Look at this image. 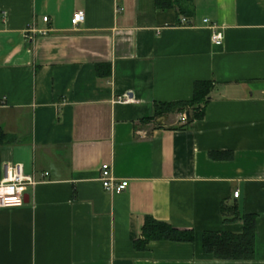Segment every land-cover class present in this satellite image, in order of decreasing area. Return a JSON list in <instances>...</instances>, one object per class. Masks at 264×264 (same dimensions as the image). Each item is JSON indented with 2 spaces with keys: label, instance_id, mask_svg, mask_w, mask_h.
<instances>
[{
  "label": "crops",
  "instance_id": "obj_1",
  "mask_svg": "<svg viewBox=\"0 0 264 264\" xmlns=\"http://www.w3.org/2000/svg\"><path fill=\"white\" fill-rule=\"evenodd\" d=\"M178 20L154 0H0V182L7 163L37 180L0 209V264H264V0H195ZM198 82L202 118L159 115ZM106 163L124 192L103 188ZM239 215L256 217L254 257L206 253ZM148 217L194 242L138 246Z\"/></svg>",
  "mask_w": 264,
  "mask_h": 264
},
{
  "label": "trees",
  "instance_id": "obj_2",
  "mask_svg": "<svg viewBox=\"0 0 264 264\" xmlns=\"http://www.w3.org/2000/svg\"><path fill=\"white\" fill-rule=\"evenodd\" d=\"M156 9H175L179 22L182 18H190L194 14L195 0H154ZM212 83L198 82L195 84L194 97L192 101L185 104L169 103L164 104L162 112L156 111L159 115L173 110H183V107L193 111V118L204 116L203 107L208 102L212 91ZM186 123L184 126H190ZM182 126V127H184ZM225 210V208H224ZM243 222L242 233L231 232H208L203 236V249L216 259L222 260H248L255 255L256 243V217L255 215H239L236 217ZM142 240L137 242L138 246H145L151 240H169L174 242H194L193 231L180 230L170 223L147 218L142 229Z\"/></svg>",
  "mask_w": 264,
  "mask_h": 264
},
{
  "label": "built area",
  "instance_id": "obj_3",
  "mask_svg": "<svg viewBox=\"0 0 264 264\" xmlns=\"http://www.w3.org/2000/svg\"><path fill=\"white\" fill-rule=\"evenodd\" d=\"M45 22L49 21L48 16H44ZM85 21V13L83 11H77L73 15L72 24L74 26L79 25ZM186 18H182V23H186ZM205 23L209 24V20L206 19ZM216 26L210 25V28L214 29L211 35L212 44L214 46H222L224 44V34L221 31L215 29ZM34 31L36 29L31 27ZM4 178L0 182V209L4 208H18L22 207L26 203V194L30 186L36 184V177L33 174H27L24 170V166L19 163H7L4 165ZM100 181L103 188L107 192L122 193L129 184L128 180H118L112 171L110 164H103L100 170ZM9 189L10 191H5ZM235 197L239 196V192L234 193Z\"/></svg>",
  "mask_w": 264,
  "mask_h": 264
},
{
  "label": "water",
  "instance_id": "obj_4",
  "mask_svg": "<svg viewBox=\"0 0 264 264\" xmlns=\"http://www.w3.org/2000/svg\"><path fill=\"white\" fill-rule=\"evenodd\" d=\"M186 117H187V121L188 122H192V118H191V115H190V112L188 111L187 113H186ZM26 202H28L29 201V195L28 194H26Z\"/></svg>",
  "mask_w": 264,
  "mask_h": 264
},
{
  "label": "snow or ice",
  "instance_id": "obj_5",
  "mask_svg": "<svg viewBox=\"0 0 264 264\" xmlns=\"http://www.w3.org/2000/svg\"><path fill=\"white\" fill-rule=\"evenodd\" d=\"M5 191H8L9 192L10 190L9 189H6Z\"/></svg>",
  "mask_w": 264,
  "mask_h": 264
}]
</instances>
